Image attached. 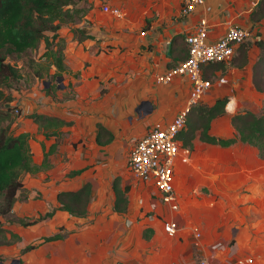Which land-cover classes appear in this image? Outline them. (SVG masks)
Instances as JSON below:
<instances>
[{"label": "crops", "instance_id": "obj_1", "mask_svg": "<svg viewBox=\"0 0 264 264\" xmlns=\"http://www.w3.org/2000/svg\"><path fill=\"white\" fill-rule=\"evenodd\" d=\"M183 1L80 2L79 17L56 31L64 70L55 88L50 89L57 71L51 64L42 77L34 75L37 81L29 89L11 90L9 103L22 111L17 132L29 133L35 165H41L55 137L46 138L30 116H56L70 124L60 128L49 166L27 174L11 211L0 216L1 255L20 264H264V159L255 147L243 142L221 147L198 135L191 147L178 140L175 210L161 202L153 182L135 178L127 165L135 142L152 126L169 124L185 106L189 78L158 82L157 77L184 61L185 36L202 18L208 22V42L230 26L250 33L245 54L237 44L229 61L202 67L211 86L201 102L211 106L227 98L210 133L233 137L231 117L241 110L257 114L262 107L264 94L254 86L253 68L261 55L257 41H264V19H252L261 0H204L186 14ZM104 7L118 8L121 15ZM38 48L40 56L45 43ZM72 171L81 173L69 177ZM115 181L127 189L124 212L114 210ZM85 184L90 185L85 215L63 210L58 193ZM41 216L30 225L18 222ZM169 220L177 225L173 237L164 231Z\"/></svg>", "mask_w": 264, "mask_h": 264}, {"label": "trees", "instance_id": "obj_2", "mask_svg": "<svg viewBox=\"0 0 264 264\" xmlns=\"http://www.w3.org/2000/svg\"><path fill=\"white\" fill-rule=\"evenodd\" d=\"M86 0H0V87L10 88L9 81L18 79L19 70L7 62V58L26 48L38 49L40 42L45 43V51L34 61V75L42 77V72L47 71L50 65H55L57 71L50 77L55 88L64 70L61 46L56 45V31L62 25L74 22L79 17L81 9L77 5ZM253 20L264 19V0L252 13ZM53 32L49 37L47 33ZM239 54H245L248 44L245 41L239 43ZM56 46V48H54ZM261 49V55L253 68V83L256 90L264 94V41H257ZM187 58V57H186ZM185 58V59H186ZM184 59V60H185ZM183 62V61H182ZM217 63V62H216ZM12 100L10 93L4 94L0 89V101L9 103ZM5 103V104H6ZM227 98H219L211 106L199 102L195 104L187 116L183 129L177 135L183 147H191L192 140L198 138L205 143L228 147L236 142H243L255 147L259 156L264 159V99L259 113L249 110H241L231 117V124L235 130V136L221 138L210 133L211 121L225 112ZM0 106V215H7L15 201L17 193L22 190L24 177L27 173H35L41 168L49 166L48 157L54 153L58 141L62 137L60 128L70 124L56 116L32 114L30 117L38 125L46 138L55 137V143L44 153L40 166L32 163V153L29 146V133L17 132L15 120L10 118V106ZM6 121V124L2 122ZM81 171H72L69 177L80 174ZM115 192L114 210L124 212L127 208L125 192L121 190L117 181L113 184ZM90 196V185L85 184L77 191L58 193V201L63 210L74 216H83L86 213ZM47 212L45 216H51ZM43 217L34 220L19 219L22 225H30ZM57 236L46 238L47 240ZM145 237L148 236L145 234ZM34 248L28 246L24 251ZM122 264V263H118Z\"/></svg>", "mask_w": 264, "mask_h": 264}, {"label": "built area", "instance_id": "obj_3", "mask_svg": "<svg viewBox=\"0 0 264 264\" xmlns=\"http://www.w3.org/2000/svg\"><path fill=\"white\" fill-rule=\"evenodd\" d=\"M182 13L186 14L204 3V0H184ZM114 15H121L118 8L104 7ZM208 22L199 20L194 33L185 36L188 55L176 66L157 77L158 82H168L173 76H186L191 83V91L185 106L166 126H152L140 137L130 151L127 165L133 176L144 182H153L162 203L172 210L177 209L174 200V165L179 155L180 144L177 135L183 129L192 107L201 102L204 92L210 88L211 80L204 78L202 67L205 64L229 61L234 53L235 45L249 38L250 33L243 28L230 26L219 39L208 42ZM221 82H225L223 78ZM164 231L168 236H175L177 225L174 221L164 223ZM198 264H207L200 260Z\"/></svg>", "mask_w": 264, "mask_h": 264}, {"label": "rangeland", "instance_id": "obj_4", "mask_svg": "<svg viewBox=\"0 0 264 264\" xmlns=\"http://www.w3.org/2000/svg\"><path fill=\"white\" fill-rule=\"evenodd\" d=\"M39 52H41L40 48H38V49L26 48L23 51L12 54L7 58V62H9L11 65L15 66L19 70V77H18V79H14L12 81L11 80L9 81L10 88L0 87V89H3L5 95L7 93L11 94V90H16V91L20 92L21 90H27L32 85H34V83L37 81L34 78V69L36 67L34 64V61H36L35 59L38 57ZM38 81L40 82V80H38ZM40 84H42V83H39L38 85H40ZM5 103L0 101V106L4 109H5V106H4ZM5 105L10 106V108H11V110L9 111L10 118L15 120L14 125H15L16 130H17L18 119L22 115V111L18 106H16L15 104L13 105V103H6ZM2 124H6V121L2 122ZM32 163H33V161H32ZM27 174L25 175V173L24 174L22 173L21 177H24V180H25ZM25 190H26V188L24 189V192H22L19 195V198H22V196L25 193ZM0 199H1V197H0ZM13 259L14 258L6 257V256H3L0 254V262H2L3 264H12Z\"/></svg>", "mask_w": 264, "mask_h": 264}, {"label": "water", "instance_id": "obj_5", "mask_svg": "<svg viewBox=\"0 0 264 264\" xmlns=\"http://www.w3.org/2000/svg\"><path fill=\"white\" fill-rule=\"evenodd\" d=\"M0 264H3V263L0 262ZM12 264H20V261L18 259H13Z\"/></svg>", "mask_w": 264, "mask_h": 264}]
</instances>
